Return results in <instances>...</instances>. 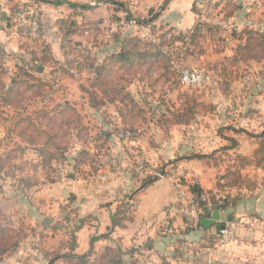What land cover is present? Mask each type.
<instances>
[{"label":"rangeland","instance_id":"374dc122","mask_svg":"<svg viewBox=\"0 0 264 264\" xmlns=\"http://www.w3.org/2000/svg\"><path fill=\"white\" fill-rule=\"evenodd\" d=\"M11 1L0 12V16L6 13L4 19L0 18V30L6 33L14 28L13 14L19 9L27 12L28 20L36 18V30L33 33L30 29L23 30L18 48L22 52L38 49L48 61L52 54L50 46H59V53L53 51V54L62 62L53 71L60 73L68 84L69 92L75 97L71 104H75V109L63 116L69 124L57 122L62 136L56 141L65 146L61 149L63 157L52 162V170L44 173L38 146L21 140L15 126L21 117L43 124L46 119H42L40 111L51 109L54 113L57 105L65 101L47 99L42 92L53 94L62 84L54 81L56 86H53L43 81L44 84L38 83L35 88L28 87L16 108L0 101V189L5 199V207L0 209V226L5 229V236H0V250L5 249L6 264H46L50 258L67 253L66 248H74L76 222L63 223L66 214L59 209L53 217L45 212L36 214L33 204L38 199L45 205L48 196L47 193L38 196L32 186L64 178L73 182L75 188L89 189L94 195L104 190L107 193L116 186L120 188L123 176L135 177L141 180L140 184H145L148 176L165 178L166 164L146 162L139 144L127 146L132 140L143 141L152 148L155 141L168 137L165 127L177 125L179 129L174 133L186 138L179 149L182 157L213 168L215 173L223 172L220 188L231 183L235 188L249 186L252 181L248 175L264 173V159L259 160L254 154L259 141L257 135L264 133V41L252 51L236 52L237 45L244 44L245 31L264 30V0H199L194 4L195 12L210 21L199 22L201 28L191 39L163 24L160 5L145 0ZM69 3L89 7H74ZM142 19L150 20L137 22ZM127 37H137L144 45L159 44L169 70L163 64L150 67L147 59L133 69L115 70L112 80L118 79L116 89L121 88L120 94L130 95L125 103H112L119 114L117 123L107 110L100 117L85 109L83 116L78 114L77 108H83V101L76 95L81 92V86L90 83L88 77L94 70L90 65L118 51ZM255 54L259 58H252ZM5 67L0 62V86L8 83ZM186 71L196 74L194 83L181 81ZM17 72V77L22 78L20 71ZM24 86L21 85L22 89ZM89 88L94 89L90 85ZM25 134L32 133L27 129ZM38 136L40 140L46 139L45 134ZM195 142L198 145L193 146ZM207 142L208 146L200 147ZM22 179H27L29 185H24ZM110 196L102 194L101 202L110 200ZM120 204L119 207L124 202ZM119 207L110 216L109 203L103 204L102 214L109 217L108 223L126 216L122 212L128 206L124 204L122 210ZM85 220L86 224H99L97 212L86 213ZM109 229L102 228L108 238ZM94 233L87 234L89 241ZM115 245H93L90 259L98 258L102 252L113 254L118 250L122 256L130 252ZM55 262L67 264L64 259Z\"/></svg>","mask_w":264,"mask_h":264},{"label":"crops","instance_id":"0c3cea01","mask_svg":"<svg viewBox=\"0 0 264 264\" xmlns=\"http://www.w3.org/2000/svg\"><path fill=\"white\" fill-rule=\"evenodd\" d=\"M145 1L159 4V15L163 18L162 23L183 34L188 35L197 22L207 21L203 14L195 12L194 4L199 0ZM9 3L12 1L0 0V12L7 6L9 7ZM5 16L4 12L0 18L4 19ZM12 27L6 33L0 30V62H4V66H6L8 82L3 83V86L8 87L13 80L16 82L23 80L27 85H33L30 87L31 89L35 88L38 83L39 85L44 84L43 81L48 84L59 81L58 84H62V86L57 88L53 94L49 91L42 93H46L47 99H54L57 102L70 101V105L74 103L75 97L72 95L73 93L69 92L68 84L63 81L60 73L53 71L62 62L59 56L55 57L53 54V51L56 54L59 53V46H54V48L52 45L50 46L49 50L52 54H49L48 61L47 58L41 57L42 53L38 49L22 52L18 48V42L23 40L22 36L13 33ZM95 50L94 53L97 54L98 49L95 48ZM19 68H25L30 75H24L22 78L17 77ZM57 75L59 76L57 77ZM92 75V73L89 74V80L92 79ZM15 89L24 93L27 90L25 86L22 89L21 84L16 85ZM80 90L81 92H77L76 98L83 101V108L76 106L78 114L81 113L83 116L85 112L83 109H85L88 112H94L93 114H99L100 117L105 115L104 110H107L109 117L117 123L119 114L116 112L114 104L106 102L100 106L96 105L95 102L101 98V94L96 88L91 90L89 85L81 86ZM37 97L38 94L35 95V98ZM49 111L52 114V110L49 109ZM165 129L169 131L168 137L155 141L152 148L143 144V141L139 143V141L131 140L127 143L128 147L139 144L143 152L142 158L146 162L154 165L166 164L163 173L165 178L156 179L148 176L147 182L140 184L141 180L135 177L125 176L124 178L121 176L123 184L120 188L116 186L114 189L107 190V193L111 195L110 200L102 202L100 198L102 194H107L106 190L91 195L89 189H77L73 182L64 178H61L60 181L40 182L32 188L40 197L47 193L48 200L43 205L37 199L33 204L35 213L39 215L41 212H45L47 216L53 217V214L59 209L66 214L63 216L65 218L63 223L69 225L70 222H76L74 248H66L64 252L81 254L88 251L91 240L89 241L90 237L87 239V234L95 232L91 238L92 245L101 243L114 246L116 244L123 250L126 248L130 252L123 256L127 263L132 264H264V173L260 171L248 175L251 176L252 181V183L249 182V186L235 188L233 185L224 184L223 188H220L218 183L221 181L220 175L223 172L215 173L213 168L205 167L202 164L198 165L199 163L182 157L179 149L186 138H179L174 133L179 129L177 125L165 127ZM195 140L197 141V139ZM189 142L191 141L189 140ZM194 145L198 144L195 142ZM208 145L207 142L200 147ZM187 165L189 166L187 167ZM193 184H198L202 189L201 197L206 200L209 212L203 214V210L191 190ZM110 186L114 185L110 184ZM49 190L50 192H47ZM228 194L231 197H237V200L229 203L225 208L219 209L210 202L212 197L221 198ZM190 199H194L202 211L197 224L170 211L174 204L185 205ZM4 200V192L0 189V209L5 207ZM122 201L125 206H128L123 209L125 212H122L126 216L122 219L119 218V222L114 223L115 221L109 220L110 223H108L109 217L102 214L103 204L109 203V213L112 216L113 212L117 213ZM124 204L119 207L120 210ZM214 208L220 213V219L216 223L223 224L224 227L230 225L233 227V237L228 242L220 241V232L216 233L214 225L206 227L201 224V219L209 217ZM95 212L98 214L99 224H86V213L95 214ZM75 215L76 217H74ZM107 226L110 227L109 238L102 230ZM4 255L0 256V264L7 262Z\"/></svg>","mask_w":264,"mask_h":264},{"label":"trees","instance_id":"16d2710c","mask_svg":"<svg viewBox=\"0 0 264 264\" xmlns=\"http://www.w3.org/2000/svg\"><path fill=\"white\" fill-rule=\"evenodd\" d=\"M71 6H80V8H87L88 5H78L75 3H69ZM127 19H130V15H127ZM148 20H137L138 23H147ZM198 24L193 28V30L187 35L180 33L185 36V39H191L193 35L197 34V30H200L201 25L199 22ZM246 35V39L244 41V44L237 45L236 52L238 54H241L240 52L244 51H252L256 49L258 46H260L264 41V30L262 31H256L255 30H247L244 32ZM67 35V32L65 33ZM259 39V40H258ZM146 44V43H144ZM141 43V40L139 38L135 37H127L125 38L124 42L121 44V47L118 51L112 52L107 57H105L100 63L96 62L93 66V77L90 79L89 85L93 88H96L100 94L101 99L97 100L95 103L96 105H102L104 102H115L120 101L125 103V99L130 97L129 93H121V88L118 90L116 89V83L118 79L112 80V74L115 73V70L117 71H126L133 69L137 64H140V61L144 62L148 61V64L150 67L153 65H159L163 64V68L168 71L169 70V63L166 61V55L165 52L160 48L159 44L155 42H150L148 45H144ZM252 58H259L255 54ZM18 71L24 76H29V72L26 71L23 68H19ZM121 77V75L117 76ZM27 82V81H26ZM25 85V89L28 87H31L33 85H27L24 83V81H12L11 85L8 87L0 86V101L2 104L12 106L14 108L20 106V103L23 99V91H18L15 89L16 85ZM120 94V95H118ZM132 99V98H130ZM93 101V100H92ZM74 107L70 105L69 103H63L57 105V110L50 113L47 109L45 111H40L43 113L42 119H46V121L42 124L41 121L37 122L34 119L30 117H21L17 120L15 130H18L19 137L21 140L25 141L28 145H31L33 147L38 146V152L39 155L42 158L41 162V168H43V172L45 171H51L50 165L52 162H57L58 160L62 159L63 157V151L65 146H62L57 139L62 136V134H59L60 129L58 128L60 124L58 125L57 122L61 121L62 123L65 122L69 124L68 119H63L64 115L69 111L74 112ZM126 111H129V109L125 108ZM123 115V112L121 113ZM60 123V122H59ZM56 126V131L54 130ZM58 126V127H57ZM30 130V133L32 134H25V131ZM37 133L38 135L45 134L46 139L40 140L38 135H34ZM259 137L258 141V147L256 151L254 152L255 157L257 159L261 160L264 159V133H261L260 135H257ZM50 148L52 151H50ZM62 149V150H61ZM53 164V163H52ZM37 170V168H35ZM47 175V172H46ZM51 181H54V178H50ZM21 182L24 183V185L28 186L29 182L27 179H22ZM34 181L33 183H35ZM37 184V183H36ZM31 185V184H30ZM33 185V184H32ZM229 185H232L229 184ZM191 190L195 195V198L197 199L199 206L203 210V214L206 212H209L206 206V200L202 199L201 194L203 193L202 189L199 187L198 184H193L191 186ZM212 200V201H211ZM237 200V197H230L229 195H225L224 197H218L214 198L212 197L210 199V202L212 204H215L219 209L225 208L229 203L235 202ZM119 222V221H118ZM116 223V222H114ZM121 223V222H120ZM119 223V224H120ZM200 224V223H199ZM198 224V225H199ZM5 236V229L4 227L0 226V236ZM92 239L90 241V248L88 251L77 254L72 252H67L59 256H55L49 259L48 264H54V262L57 259H64L67 264H132L127 263L124 259V256L117 250L113 254H108L106 252H102L101 255L98 258L90 259V255L92 252ZM5 249H1L0 253L3 254ZM108 250V249H107ZM110 251V250H109ZM136 262V261H134ZM133 262V263H134ZM135 264V263H134Z\"/></svg>","mask_w":264,"mask_h":264},{"label":"built area","instance_id":"2783aa9c","mask_svg":"<svg viewBox=\"0 0 264 264\" xmlns=\"http://www.w3.org/2000/svg\"><path fill=\"white\" fill-rule=\"evenodd\" d=\"M205 20L210 21V18L208 19L205 17ZM13 22H14V28L13 33L19 35L22 34V31L25 29H30L33 33L38 25V21L36 18L32 20L27 19V12L19 9L14 12L13 14ZM197 80L196 74L192 73L191 71H186L181 76V81L186 84H192ZM158 176V175H157ZM179 201V200H178ZM170 211L178 216H182L186 218L187 220L192 221L194 224H197L200 220V217L202 215V211L198 208L197 202L194 199H190L185 205L183 204H174ZM220 241L221 242H228L233 237V227L232 225L228 227H224L220 229Z\"/></svg>","mask_w":264,"mask_h":264},{"label":"water","instance_id":"95a60500","mask_svg":"<svg viewBox=\"0 0 264 264\" xmlns=\"http://www.w3.org/2000/svg\"><path fill=\"white\" fill-rule=\"evenodd\" d=\"M219 219H220V213L216 208H214V210H212L209 217L201 219V224L206 227L214 225L215 231L216 233H218L219 230L224 227L223 224L216 223L218 222Z\"/></svg>","mask_w":264,"mask_h":264}]
</instances>
